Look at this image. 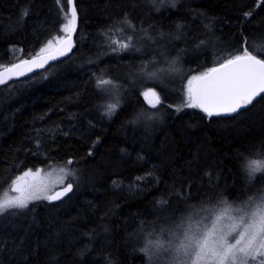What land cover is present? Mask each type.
Here are the masks:
<instances>
[{"label": "trees", "instance_id": "trees-1", "mask_svg": "<svg viewBox=\"0 0 264 264\" xmlns=\"http://www.w3.org/2000/svg\"><path fill=\"white\" fill-rule=\"evenodd\" d=\"M74 3L71 54L0 86V195L25 171L69 159L78 180L62 200L0 216V264H161L141 251L148 230L170 229L203 205L235 204L260 192L261 176L249 182L242 165L264 158L255 155L264 153V99L241 114L212 118L176 109L189 76L241 50L245 38L249 51L264 47V0ZM66 11V0H0V65L34 56L62 35ZM119 26L138 51H111L107 35ZM165 57L177 61L175 72L159 81L137 74L153 58L166 67ZM97 78L120 87L121 106L111 117L104 105L114 97ZM147 87L161 96L157 109L140 95ZM142 111L156 118L138 119Z\"/></svg>", "mask_w": 264, "mask_h": 264}, {"label": "snow or ice", "instance_id": "snow-or-ice-1", "mask_svg": "<svg viewBox=\"0 0 264 264\" xmlns=\"http://www.w3.org/2000/svg\"><path fill=\"white\" fill-rule=\"evenodd\" d=\"M150 2H167L174 6L176 0ZM66 4L65 23L60 28L62 35L48 40L31 58L19 59V62L11 63L10 66L0 65V85L24 77L35 69L44 68L50 61H56L72 50L73 34L77 30V8L74 0H66ZM27 14L25 10L21 15L24 17ZM251 14L248 12L245 15ZM122 23L135 31V26L127 18ZM115 43L111 47L112 52L139 50L135 49L132 36H128L126 42L118 46ZM249 46L245 38L241 50L229 53L214 61L213 66L189 76L184 85L183 103L176 111L182 108L199 109L212 118L241 114L253 106L254 102L264 99V59L253 54L258 51L259 55H264V47L257 49L252 46L253 51H249ZM163 63L167 66H162L161 61L153 58L141 64L137 74L142 79L159 81L177 70L175 59L168 60L165 57ZM96 83L98 88L109 86L104 90L114 97V102L104 105V113L108 117L115 115L121 106L120 87L111 79L97 78ZM140 95L150 109H157L163 104L160 94L153 87L145 88ZM153 118H156L155 113L143 111L138 117L145 121ZM255 155L261 156L264 153L257 152ZM72 164L73 160L69 159L67 165ZM242 170L247 174L249 182L256 179L257 174H261L264 179V159H247ZM59 172L62 175L51 183L40 178V169L36 172L29 169L16 177L11 186V191L16 194L4 193V198L0 199V216L9 209H25L35 201L61 200L73 190V184L65 185V179L74 173L65 167H61ZM58 185L62 186L59 191L55 190ZM162 231L167 239L150 240L141 249L148 255L150 262L159 254L162 257L161 264H264V191L248 197L240 204H232L225 199L213 205H203L198 211L186 212L172 228Z\"/></svg>", "mask_w": 264, "mask_h": 264}, {"label": "rangeland", "instance_id": "rangeland-1", "mask_svg": "<svg viewBox=\"0 0 264 264\" xmlns=\"http://www.w3.org/2000/svg\"><path fill=\"white\" fill-rule=\"evenodd\" d=\"M148 1H149V0H148ZM161 5H163V4H161ZM121 30H122V27L119 26V27H117L116 29H113L112 31H110V32L108 33L109 35H107V39H108V41L111 43V45H114V42H116V43H115V46H118L119 43L126 42L127 37L125 36V34L121 33ZM145 37H147V36H145V35L142 36V37L140 38V41L143 40V39H148V38H145ZM53 42L55 43V40H53ZM44 46H45V45H44ZM111 96H112V95H111ZM112 97H113V96H112ZM111 102H114V99H112ZM109 103H110V102H109ZM255 159H264V158H255ZM61 167L68 168L69 170H71V171L74 173L73 176H70V177H68V178L65 179V183L70 182V181L75 182V180H76V182H77L78 178L76 177V176H77L76 171H75V169L72 168L70 165H61V166H55V167L50 168V169H48V170H40V178L43 179V180H45V181H47V182H50V183H51V182H54L55 180H57V179L62 175V174L59 172V169H60ZM34 172H36V171H34ZM258 175L261 176V174H258ZM13 180H15V179H13ZM13 180H12V181H13ZM262 180H263V182H261V185H260L259 188H258V190H260V192H261V191H264V179H262ZM12 181H11L10 185L12 184ZM10 185H9L8 189H6V190H9V191H7V193H8L9 195H15L16 193L10 191ZM58 187H60V186H59V185L56 186L55 190H56ZM260 192H259V193H260ZM4 193H6V192H4ZM4 193H2V194L0 195V199L4 198ZM259 193H255V194L257 195V194H259ZM255 194H254V195H255ZM246 200H247V199H246ZM242 202H244V201H241V202H238V203H235V204H240V203H242ZM194 211H196V210H194ZM177 223H178V222H177ZM167 229H169V228H167ZM167 229H162V230H167ZM162 230H158V229H156V228H153V229L148 230L147 233L144 235V236H145V239H144V242H143V246L145 247V245H146V244L148 243V241H150V240H156V239H167L165 233H164ZM161 259H162V257H160V255L157 254V256H155V257L153 258L152 262H157L158 260L161 261Z\"/></svg>", "mask_w": 264, "mask_h": 264}, {"label": "water", "instance_id": "water-1", "mask_svg": "<svg viewBox=\"0 0 264 264\" xmlns=\"http://www.w3.org/2000/svg\"><path fill=\"white\" fill-rule=\"evenodd\" d=\"M77 28H78V14H77L76 29H77ZM76 32H77V30H76ZM76 32L73 34V42H74V38H75V34H76ZM71 52H72V50H71L66 56H64V57H60V58H59L58 60H56V61H50L49 64L45 65L44 68L35 69L33 72L28 73L26 76H24V77H20V78H18V79H21V78H25V77L31 76V75H33V74H35V73H37V72H39V71H41V70H44V69L47 68L49 65H51V64H53V63H55V62H58V61H60V60H62V59H65L66 57H68V56L71 54ZM31 57H32V56H31ZM31 57H28V58H31ZM28 58H24V59H28ZM17 62H19V61H17ZM7 66H10V65H7ZM14 80H17V79H13V80H11V81H8L7 83L12 82V81H14ZM7 83H6V84H7ZM0 86H1V85H0ZM221 116H224V115H221ZM67 183H72V182H67ZM67 183H65V185H66ZM72 184H73V183H72ZM11 186H12V184L10 185V191H11ZM61 187H62V186L58 187L56 190L59 191V190L61 189ZM73 187H74V186H73ZM70 193H71V192L67 193L64 197L61 198V200H62L63 198H65V197H66L68 194H70ZM57 201H59V200H57Z\"/></svg>", "mask_w": 264, "mask_h": 264}]
</instances>
